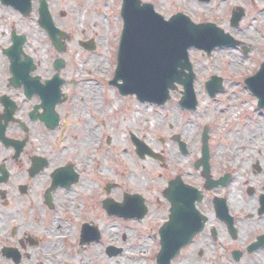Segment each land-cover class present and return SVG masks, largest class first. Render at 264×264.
<instances>
[{
  "label": "flooded vegetation",
  "instance_id": "obj_1",
  "mask_svg": "<svg viewBox=\"0 0 264 264\" xmlns=\"http://www.w3.org/2000/svg\"><path fill=\"white\" fill-rule=\"evenodd\" d=\"M123 1L99 0L89 13L108 19L109 9L119 34ZM197 2L211 14L214 0ZM142 3L131 0L129 7ZM62 4L0 0V264L12 263L3 255L7 249H15L16 264H34L35 218L58 209L73 229L63 230L62 241L73 242L77 256L98 249L103 264H264V102L246 84L264 60L263 48L240 41L220 49L243 61L259 55L257 68L233 84L243 85L249 101L222 107L224 88L209 97L205 80L207 99L196 88L194 110L182 109L180 85L161 107L112 87L130 116L133 107H167L177 92L179 118L168 120L157 137L129 120L121 154L152 163L153 172L148 178L133 167L111 176L101 166L111 140L104 138L106 101L98 91L111 86L93 58L97 40L82 37L85 30ZM80 10L88 20L87 8ZM231 36L237 41L239 35ZM221 110L230 111L228 119L219 120ZM146 179L152 188H142ZM83 231L88 242L80 240Z\"/></svg>",
  "mask_w": 264,
  "mask_h": 264
},
{
  "label": "rangeland",
  "instance_id": "obj_2",
  "mask_svg": "<svg viewBox=\"0 0 264 264\" xmlns=\"http://www.w3.org/2000/svg\"><path fill=\"white\" fill-rule=\"evenodd\" d=\"M143 1L154 4L155 10L167 18L175 13L182 12L188 15L193 23H205L207 20L212 21L217 26L223 28L225 32L231 33L232 35H239L236 38L237 41L259 46L264 50L263 21L260 18L262 15L261 11L264 10V0H214V3H211L208 6L211 11L210 15H207V12L203 9V5L195 0ZM85 2L86 6H84ZM97 2H99V0H63L62 7L67 12V17L75 18L78 28L85 30V33L82 36L83 38H92L94 36L93 38L97 40L99 50L93 55V58L99 62V65H101L100 67L105 78L110 80L112 77L110 64L113 60L112 54L116 55L117 52L116 36L118 33L113 28L114 21L112 16L108 15L109 9L105 8L104 11L106 13L105 15L109 17L108 19H95V17L89 13L93 10L94 5ZM238 6L245 10L246 15L242 18L237 29H231L228 21L230 12L232 8ZM86 8L89 13V19L87 18L88 20H83L80 17V9L85 10ZM210 16L218 17L220 20L214 18L211 19ZM248 29H250V33L243 34L244 32H247ZM70 47L76 48V42L71 43ZM189 55L194 73L198 77L194 87L195 89L197 88V90L198 88L200 89L202 98L207 99L200 82L203 80L207 81L212 75L221 78L223 81L222 86H224V90L218 95L220 99L219 103L223 104L221 105L222 107H225L224 104L227 102L229 105L232 101L233 104L239 103V100L249 101V99L245 97L246 95L244 91H242L243 85L235 87L233 84L240 80H244L246 78L244 75L252 73V71L257 68L256 60H259V55L257 57V55L251 53L249 58L245 61H243V57H239L238 53H231L226 50H215L207 57L198 50L190 49ZM198 84L199 86H197ZM233 89L235 92H233ZM98 91L103 94L106 101V114L103 116L106 124L102 129L104 138L105 136H109L111 140L109 146L103 151V155H107V159L101 161V166L108 165L112 169L111 176H114V174L119 172L126 173L128 170L133 169V167H137L138 175H145V177L149 178L150 174L153 172L154 165L152 163L148 162L147 164H142L140 162H134L131 159V161H127L123 154H121V148L127 144L124 140L129 126V120L135 122V124L138 125L142 132H144V134L146 133L147 136L157 137L158 135H163L164 131L167 130L165 124L168 120L172 121L171 119L179 118V111L174 108V103H176V97L178 96L177 92L172 95L173 100L167 107L160 109H135L133 107V116H130L129 112L127 113L128 115H126L125 106H118L120 101L117 100L115 90H113L112 87H108L104 84ZM246 105L248 108V103H246ZM121 109H123V111H121ZM175 123L178 124L177 120ZM80 147L81 145H79V148ZM147 179L140 183L143 189H150L154 186V182H149ZM58 210L59 211L55 214H51L48 217L44 218L36 216L35 218L36 225H34L32 231H34V234L40 240V245L35 249L36 255L34 264H79L80 260L82 263L84 262V264H103L100 259L96 257L98 255V249L95 250L94 247H92L83 254L77 256L73 249L74 243L62 241V236L57 234L63 233V230L66 229V227L69 229L68 231L71 232H73V229L67 226L68 223L65 220L63 210ZM59 226L60 229L58 228ZM1 264L13 263L8 260H1ZM24 264H28V262L25 261Z\"/></svg>",
  "mask_w": 264,
  "mask_h": 264
},
{
  "label": "water",
  "instance_id": "obj_3",
  "mask_svg": "<svg viewBox=\"0 0 264 264\" xmlns=\"http://www.w3.org/2000/svg\"><path fill=\"white\" fill-rule=\"evenodd\" d=\"M123 5L117 66L110 84L115 85L122 95L136 94L143 102L162 106L168 101L169 91L178 83L184 88L180 105L194 110V76L188 50L194 48L208 54L219 47L236 46V42L214 25H195L181 13L165 21L149 4L141 7L138 13L130 12L129 0ZM243 15L241 8L235 9L230 18L231 25L236 27ZM220 82L212 77L206 84L210 96L220 91ZM246 84L254 88L255 94L264 102V61ZM86 234L85 231L82 239ZM7 255L16 262L15 253L7 251Z\"/></svg>",
  "mask_w": 264,
  "mask_h": 264
},
{
  "label": "bare ground",
  "instance_id": "obj_4",
  "mask_svg": "<svg viewBox=\"0 0 264 264\" xmlns=\"http://www.w3.org/2000/svg\"><path fill=\"white\" fill-rule=\"evenodd\" d=\"M260 14V13H259ZM262 15H261V20L263 21L262 22V24H263V30H264V11L261 13ZM248 33H250V29H248L247 30V32H244L243 34H248ZM227 113H230V111L229 110H227V111H225V110H221L220 111V115H219V120L220 121H222V120H226V119H228V115H227ZM88 138H86V140H87ZM57 235H60V236H62L63 235V233H60V234H57ZM56 250V249H55Z\"/></svg>",
  "mask_w": 264,
  "mask_h": 264
}]
</instances>
